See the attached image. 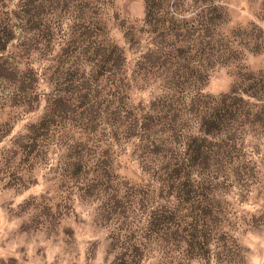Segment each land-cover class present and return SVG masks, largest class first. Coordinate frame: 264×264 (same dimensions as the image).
I'll return each instance as SVG.
<instances>
[{
    "label": "rangeland",
    "instance_id": "1",
    "mask_svg": "<svg viewBox=\"0 0 264 264\" xmlns=\"http://www.w3.org/2000/svg\"><path fill=\"white\" fill-rule=\"evenodd\" d=\"M0 264H264V0H0Z\"/></svg>",
    "mask_w": 264,
    "mask_h": 264
}]
</instances>
